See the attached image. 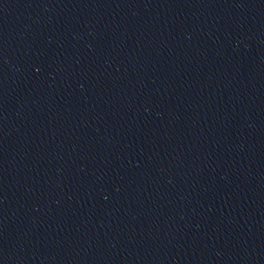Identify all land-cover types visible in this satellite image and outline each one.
<instances>
[{
    "label": "water",
    "instance_id": "95a60500",
    "mask_svg": "<svg viewBox=\"0 0 264 264\" xmlns=\"http://www.w3.org/2000/svg\"><path fill=\"white\" fill-rule=\"evenodd\" d=\"M0 264H264V0H0Z\"/></svg>",
    "mask_w": 264,
    "mask_h": 264
}]
</instances>
